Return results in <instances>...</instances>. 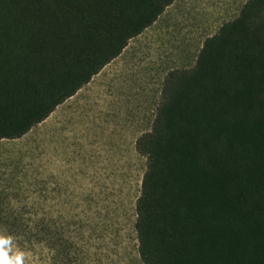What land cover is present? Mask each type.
I'll list each match as a JSON object with an SVG mask.
<instances>
[{
    "label": "trees",
    "instance_id": "trees-1",
    "mask_svg": "<svg viewBox=\"0 0 264 264\" xmlns=\"http://www.w3.org/2000/svg\"><path fill=\"white\" fill-rule=\"evenodd\" d=\"M175 2L0 0V141L44 122ZM136 151L142 264H264V0L167 75ZM7 214L0 230L21 243L53 233Z\"/></svg>",
    "mask_w": 264,
    "mask_h": 264
},
{
    "label": "rangeland",
    "instance_id": "rangeland-1",
    "mask_svg": "<svg viewBox=\"0 0 264 264\" xmlns=\"http://www.w3.org/2000/svg\"><path fill=\"white\" fill-rule=\"evenodd\" d=\"M247 1L176 0L44 122L0 141V204L53 232L21 243L0 230L23 264H142L134 224L146 159L136 142L152 129L167 75L194 67Z\"/></svg>",
    "mask_w": 264,
    "mask_h": 264
},
{
    "label": "clouds",
    "instance_id": "clouds-1",
    "mask_svg": "<svg viewBox=\"0 0 264 264\" xmlns=\"http://www.w3.org/2000/svg\"><path fill=\"white\" fill-rule=\"evenodd\" d=\"M13 247V238L0 233V264H23L24 253Z\"/></svg>",
    "mask_w": 264,
    "mask_h": 264
},
{
    "label": "crops",
    "instance_id": "crops-1",
    "mask_svg": "<svg viewBox=\"0 0 264 264\" xmlns=\"http://www.w3.org/2000/svg\"><path fill=\"white\" fill-rule=\"evenodd\" d=\"M72 99V98H71Z\"/></svg>",
    "mask_w": 264,
    "mask_h": 264
}]
</instances>
